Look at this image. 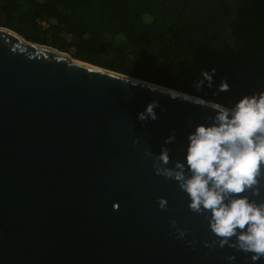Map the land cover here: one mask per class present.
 <instances>
[{"label":"water","instance_id":"95a60500","mask_svg":"<svg viewBox=\"0 0 264 264\" xmlns=\"http://www.w3.org/2000/svg\"><path fill=\"white\" fill-rule=\"evenodd\" d=\"M152 101L158 118L139 120ZM211 103L0 25V264H264L206 247L207 219L145 159L174 134L168 166L185 161Z\"/></svg>","mask_w":264,"mask_h":264},{"label":"trees","instance_id":"16d2710c","mask_svg":"<svg viewBox=\"0 0 264 264\" xmlns=\"http://www.w3.org/2000/svg\"><path fill=\"white\" fill-rule=\"evenodd\" d=\"M0 25L228 107L264 92V0H0ZM213 68V86L197 91Z\"/></svg>","mask_w":264,"mask_h":264},{"label":"clouds","instance_id":"9594fccd","mask_svg":"<svg viewBox=\"0 0 264 264\" xmlns=\"http://www.w3.org/2000/svg\"><path fill=\"white\" fill-rule=\"evenodd\" d=\"M215 72L214 68L202 71V79L194 84L197 91L205 82L209 88L213 86ZM229 90L222 80L218 91ZM208 106L215 115L188 135L185 161L168 166L172 161L167 145L175 142L174 134L165 139L158 155L146 151L145 159H152L156 175L175 180L187 193L190 211L207 219L216 239L206 242V247L228 245L250 253L251 260L257 261L264 258V199L258 202L252 197H259L264 187V92L245 95L232 107L220 103ZM157 107L159 102L152 101L137 118L156 120ZM158 204L167 210L165 198H158ZM171 224L176 227L175 220ZM176 231L180 237L185 235L178 227ZM227 259L234 261L235 256Z\"/></svg>","mask_w":264,"mask_h":264},{"label":"built area","instance_id":"2783aa9c","mask_svg":"<svg viewBox=\"0 0 264 264\" xmlns=\"http://www.w3.org/2000/svg\"><path fill=\"white\" fill-rule=\"evenodd\" d=\"M37 23L43 28L49 25V23L44 19H38Z\"/></svg>","mask_w":264,"mask_h":264}]
</instances>
